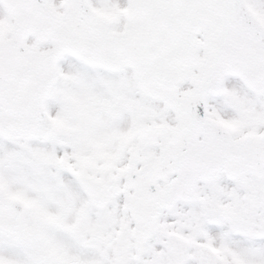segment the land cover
I'll use <instances>...</instances> for the list:
<instances>
[{
    "label": "snow or ice",
    "instance_id": "1",
    "mask_svg": "<svg viewBox=\"0 0 264 264\" xmlns=\"http://www.w3.org/2000/svg\"><path fill=\"white\" fill-rule=\"evenodd\" d=\"M0 264H264V0H0Z\"/></svg>",
    "mask_w": 264,
    "mask_h": 264
}]
</instances>
